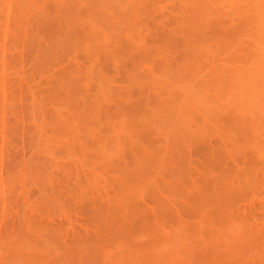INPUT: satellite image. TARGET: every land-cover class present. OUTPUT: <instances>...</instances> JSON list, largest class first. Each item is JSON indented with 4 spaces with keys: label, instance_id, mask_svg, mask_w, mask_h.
I'll list each match as a JSON object with an SVG mask.
<instances>
[{
    "label": "rangeland",
    "instance_id": "374dc122",
    "mask_svg": "<svg viewBox=\"0 0 264 264\" xmlns=\"http://www.w3.org/2000/svg\"><path fill=\"white\" fill-rule=\"evenodd\" d=\"M67 1L69 2L71 0H0V264H264V16H259L261 10L264 13V3H262L264 0H259L260 3H258L262 4V6L258 5L261 9L256 6L258 11L256 9L249 10V7L248 9L247 7L245 9L244 7L242 8L243 3H245L243 1L245 0H241L242 4L239 3L241 5L239 8H242V13L243 10H248L249 14L253 13L250 11H255L253 13L255 18L253 16H249V18L251 17L253 19H246L244 16L248 14V11H246L247 13L244 11L246 14L240 13L243 16L240 15L238 19L239 21L236 20V16L239 14V12L237 14V11H239L237 9L238 7L236 8L237 10L235 9L236 12H234L233 9V13L231 11L232 8L230 7L231 5H236L238 1L228 7V3L226 2L229 1L230 3V0L226 2L225 0H220V3L225 2L226 4H224L226 6H219V0H215L218 6L214 3V0L213 3H211L212 0H203V2L206 1L210 3L209 5H207L206 2L202 4L201 0H196L195 2L200 3L198 9L196 6L198 4H193L194 0L192 2H190L191 0H179L180 3L177 2L178 0H156L157 2H151H154L153 9L149 10V8H152L150 6L152 4L148 3V0H142L143 3L147 1V4H150L147 7L148 9L144 7L149 11L141 9L142 7L139 5L141 8L139 7L137 10H139L142 14L139 13L138 15L137 12V16H134L135 18L139 16V19L137 18L138 20L127 14L135 19L134 22L133 20H130L132 18L129 19V23L132 21L130 24L133 26V28L131 27L133 30L132 33H130L132 30H128L130 26L129 28L125 27L129 24L128 22L126 23L128 20L127 15H124L127 13L126 8V13L123 14L126 19L123 16L121 17V23L126 20L124 22L126 24H120L119 30H123L121 28L125 27L129 31V34H134L133 36L131 35L128 37V31L126 33H123L124 31H118L117 35L119 36V34L122 33V38L121 36L119 38L115 35L117 37H114V39L112 38L111 41L115 40V38H119V42L118 40L117 42L119 44L123 43L121 46L128 44L126 48H129V43L132 42V40L135 41V43H137L138 40L137 45L139 43L140 44L139 46H136V44L132 42L133 44H130V47L133 46L135 49L133 50L129 48V51L127 49L126 51L128 53H126L129 54L128 56L126 53V56L123 53L126 48L123 49L122 47L123 51L118 49V52L120 51L122 54L120 53V58L115 59V56L112 53L114 56L113 59V56L110 54L111 50H115L118 46L121 48V46L118 45L116 47L115 44L113 45L115 48H113L112 43L114 44V42L107 41L108 43H111L109 44L110 47L112 46V48L108 47L107 49L110 53H106L110 55H105L107 56L106 58H103L105 56L99 57L102 60H99V62L103 63L104 59V62H108L107 64H109V66L106 64V67H103L104 65H99V68H106L102 69L104 74L106 72L103 76H106L107 80L104 78L106 80L104 81L103 76L102 81L100 78L101 76L97 79L101 82L104 81V87L108 90L109 95L106 93L107 97L105 94L103 96L98 94L97 97L95 96L97 101L95 100V97H92L97 93L94 94L92 90H97V88L100 87V82L98 80H94V77L98 75L97 71L99 69L96 70L97 66L95 64L97 63L90 60L96 66H94L96 68L94 70V67L92 68L93 64L88 62L89 60L87 59L91 54L93 55L94 52L92 51V53L91 51H87L88 54H86V58V56L83 55L84 51H80L82 54H79V57V50L77 53L74 49L73 51L77 53L76 56L79 57H76L77 59H75V56L73 58V55L70 54V50L74 47H72L71 44V46L68 44L75 42L73 40L77 39L71 37L76 36V34H73V32H75L73 30H75L74 27L76 26V21L72 22L69 17L72 19L74 17H78V15L75 16L78 12L77 10H79V12L80 10L87 11L90 8L91 2L89 0H85L87 4L90 2L88 5L89 7H87V4L84 5V0H73L75 1L73 5L72 3H69L75 9L69 10L72 6L69 4V8V5L66 4ZM126 1L127 0H125V2ZM183 1H188V3L191 4H189L191 8L187 5L184 8L185 2L183 3ZM249 1L254 2V0H248L246 3H250ZM140 2V0H137V3L135 4H140ZM147 4L145 6H147ZM192 4L196 6V8H192ZM201 4L202 6H200ZM155 5L156 9H154ZM206 5L209 7V10ZM211 5L213 7H211ZM246 6L250 5L246 4ZM63 7L66 10L68 9L69 17L67 18L71 21V24L69 21L67 22L68 19L63 15L64 12H66ZM86 7L88 8L87 10H85ZM201 7H205L203 9L204 12ZM219 7L223 8V10ZM225 7H227V9L230 8V11L234 16L235 14L237 15L234 17L230 11H228V14L230 15L225 14L227 13ZM92 8H90L88 12L91 11ZM98 8L99 7H97L96 11V8H93L92 10L98 12L97 14L100 13L98 15L100 16L101 10ZM214 8L217 10L219 9L220 13L225 9V12H222L224 16L223 14H220L219 11L215 13ZM129 9L130 7L128 8V12L131 11V9ZM211 10H213V14ZM189 11L194 12L192 13ZM79 12L77 14L81 17L80 13L82 14L83 11ZM199 12H202V14ZM209 12L211 15H209ZM68 13L65 14L68 16ZM87 13L84 12L82 15H86ZM91 13L89 12L87 15L89 16ZM96 15L94 14V16ZM140 15H142V19L140 18ZM92 16L89 17L93 19L94 17L92 18ZM200 16H202L203 19H200ZM214 16L215 18H213ZM219 16H223L221 19L225 22V24H223L224 22ZM64 17L67 20H65ZM143 17H145L144 20ZM241 17H243L244 20ZM61 18L63 21H61ZM75 18L73 20L78 19ZM88 18L85 19L84 16L83 19L88 22ZM162 18L164 20L167 18V21H164ZM207 18L211 21L209 22V19ZM229 18L234 21H231ZM224 19L227 20L228 23ZM254 19L256 20L255 22L251 21ZM96 20L97 19L92 20V23L94 24L93 21ZM108 21L109 19H107V22ZM159 21L162 22L159 24ZM230 21L233 23L236 22L234 27L240 26L239 23H245V21H247V25H243V28L241 24V26L236 30V27H232V23ZM105 22L104 24L108 27V24L110 23L107 24V22ZM67 23L71 26H68L69 30ZM84 23L85 22H83V25ZM196 23L198 24L194 25ZM59 25L63 27L59 28ZM84 26V29H90V26L87 23H85ZM174 26L175 28L177 26V29H180L181 33L176 29V32L178 31V37L175 32L173 33L174 35H171V39L169 35L171 31L169 32V30H175V28H173ZM227 26H229L228 29ZM140 27H146L148 29L144 28L141 31ZM248 27L249 29H247ZM183 28L184 31L186 29V33L181 31ZM191 28H194L193 31H191ZM135 29L137 30L136 33ZM66 31L67 33H69V31L70 33L73 31L72 35H68L70 38L65 35ZM189 32L190 35L192 33L194 34V32L196 33L194 34L195 39L190 38ZM249 32L250 34H248ZM59 33L61 36L63 35V38L59 36ZM187 33L188 35H186ZM78 34L81 37V32ZM137 34L140 36L138 39H136ZM167 34L169 35V38ZM64 35L66 40L64 39ZM80 37L78 38L80 39ZM130 37L133 39L131 40ZM54 38H57V41ZM67 38L69 40L72 38V42H68ZM61 40L64 42L57 43L58 45H56V42H62ZM168 40L170 43L172 42L173 45H177L176 48H178V46L179 48L175 50V47L172 44L168 45ZM257 41L259 46L257 45ZM176 42L177 44H174ZM161 43L165 44V46ZM185 43H187L190 47ZM63 44L65 45L63 46ZM166 44L168 47H166ZM262 44L263 47L260 46ZM66 45L69 46L67 47ZM73 45L75 46V44ZM170 45H172V47ZM192 45L197 47V49L195 47V49H193ZM140 46L143 48L141 49ZM69 47L70 50L65 51L66 49L68 50ZM139 47L140 49L138 52L136 49ZM170 47L171 49L169 50L173 53L169 52L168 48ZM163 48L168 51L166 52ZM60 49L64 52L60 53ZM185 49H188L190 52ZM192 49L194 53L192 52ZM55 50H59V52H57L58 54H54ZM148 50H153L151 52L152 57H150V59L141 55L144 53L146 55L147 53V56H149L148 54L150 52H148ZM178 50L180 52L185 50V53H180ZM49 52L50 54H47ZM65 52H67L68 55L65 54ZM134 52H137L136 55ZM186 52H188L186 55L187 57L185 56ZM160 53H162L163 56ZM167 53H169V56H167ZM189 53L191 54L190 57ZM120 54L116 53L115 55ZM192 55H194L193 58L191 57ZM139 56L145 59H140ZM95 58L93 55V59ZM105 59L107 61H105ZM110 59L112 61H110ZM165 59L167 62L164 61ZM134 61L137 63L134 64ZM160 63L161 65H158ZM167 63L168 66L170 65V67H168L170 70L165 68L167 66H165V64ZM116 64L118 71H116ZM154 65H158L159 68ZM85 67L87 69H85ZM71 68H73V70ZM130 68H132V72ZM84 69L86 72L82 71ZM110 69H113L115 73H113ZM74 70L76 71L75 73H78L77 71L80 73L76 76L74 73L71 74ZM64 71L67 72L65 73ZM159 71H161L160 74ZM83 73H86L85 76ZM178 73L183 76H179V78L188 79H178L177 82L180 81L181 83H177L175 76H177ZM64 74L65 77L67 75L66 78L68 79L65 77L62 78V75L64 76ZM163 74H165L164 78ZM173 74H175L174 78L172 77ZM69 75L72 77H68ZM81 75L84 80L81 78ZM114 75H116V77H114ZM107 76L109 78H107ZM125 76L126 79L129 78L128 81L126 79V81H124ZM73 77L77 80L76 82H74L75 80ZM87 78H89V82L87 81ZM171 78V82H173V79L175 82L171 83L168 81V79ZM145 79L148 81L145 82ZM154 79H156L157 82L159 79H165V82L162 81V84L163 82L165 83L163 84L164 87L166 84L168 85L165 89L163 87L164 90L162 87L160 90L165 97H171V101L167 97L166 98L168 100L163 97L161 91L158 89L161 85L158 86ZM61 80H64V82ZM115 80H117L116 83H114ZM183 80L185 83L186 81L192 82L191 84H187L186 87V84L182 82ZM70 81L72 85L69 83ZM97 81L99 83H97L98 87H96ZM89 83L90 85H87ZM174 83L175 86L179 84V86L182 87V89L181 87L180 89L176 88L180 91L182 90L181 92L179 90H175V86H173ZM142 84H145V87ZM151 84L153 87L156 86L159 91L153 89ZM182 84L188 91L183 89ZM128 85L130 86L128 87ZM70 87L73 88V91L77 90V92H72ZM111 87H114V89ZM148 87L152 89H148ZM169 88L170 90L172 88V92ZM140 90L143 94H139ZM109 91L111 93H109ZM115 91H118L119 93L117 94ZM144 91H146L145 93L148 97L144 94ZM153 92H155V94ZM158 92L160 93V96ZM184 92L189 94V96L192 94V97L196 95L198 99L196 96L191 98L193 100L196 97L193 102L198 101L199 104H191V102H189L191 99L189 100L186 96H184V99ZM71 93H76L77 97L75 94H72L73 96L71 97ZM129 93H132V95H129ZM175 93L182 97V99ZM127 94L130 97H128ZM133 94L135 95L134 97ZM110 95H112V97ZM66 96L71 97V99H68ZM98 96H101L102 98L100 99ZM206 96L208 98H206ZM51 97L53 100H51ZM73 97L75 98L74 102L76 103H73ZM113 98L118 102L114 101ZM148 98H151L152 100ZM175 98L180 100L178 103L179 106H172L173 102L176 101ZM186 98L188 104L190 103V105L193 106L192 108L189 105L193 110L186 106L188 105L185 104L187 102L185 101ZM201 98L204 100L206 99V101H203ZM120 99L125 103L127 101L129 105L132 104V109L135 107V103L137 107L140 103L141 106L138 108L141 107V109H144L145 111H143L146 113H144L143 116V113H141V115L140 111H138L140 114L139 116H141V119L146 116L148 122L150 120L149 117H155L157 120H155V118L151 119L152 122H155L161 120V116L162 118L166 116L164 117L165 120H161L162 122L158 121V124L157 122L153 123L150 128L149 125L146 126L147 124L142 123L141 126L144 124L142 128H145L144 132L146 133V130L147 132H150L148 134L146 133L148 135L147 137L144 136L145 134L142 135L141 137L143 139L136 136L139 132H137V134H133V132L130 131L134 138L133 136L128 138H130V140L132 139V142L135 139V144L129 142L130 140L127 138V135L123 136V134H126L127 132L124 133V129H122V138L126 137L125 142H128L127 145H129L124 149L122 148L124 147L123 145L120 147L121 149L119 148L121 140H123L121 135L119 137L120 139H116V136L112 135L116 140L112 142L110 140H113V137L105 135L106 132L108 134L110 132L112 133L111 128L110 132L107 131L109 126L112 124L114 128L113 133L117 134L116 132L121 129L120 126L122 127V122H124L120 121L123 120L122 117L126 118L128 115H131V110L127 112L129 108L126 109V104H122ZM160 99L164 101L161 102ZM66 100H72L71 102L73 104H77V106L75 105L76 109H80V112L76 111L74 105L75 110H73V112L76 111L75 114L72 110H66L70 109L72 106V104L69 103L71 106L69 105L68 108V103L65 102ZM98 100H103L101 101L104 102L102 103L103 106L102 104L98 105ZM95 101L98 103L96 104ZM144 102L145 105L143 104ZM176 102H174V104ZM180 102H182L181 104L186 110L180 107ZM83 103L85 105L89 104L90 108L95 105L93 107L94 109L92 108V114H94L92 120L94 121V124L89 119V116L91 115V111H89L90 108L88 109L89 105H86V108ZM117 103L122 105L121 109L126 110L122 111L121 109H118L120 105L117 107ZM146 103L148 107L150 103H153L152 106L154 105V107H149L151 108V111L147 107ZM155 103H157L156 105H159V103H165L166 105L171 103V106L166 107L163 105L162 107L159 105V108H157L158 106L155 107ZM58 104H65L67 108L62 106L63 108L58 107L57 109ZM142 104L144 108L142 107ZM201 104L202 106L205 104V110H202L204 108ZM129 105L127 107H130ZM194 105L196 110L198 107L197 111L200 112L201 108V111L204 112L203 114L200 113L202 114V117L200 114L196 113L197 111L194 109ZM212 105L213 108L209 107ZM174 107H178V109L181 108L180 110L182 111H179ZM82 108H86V112L88 113L89 111V115L85 113V110H82ZM168 108H171L170 112L171 110L174 111L170 113L167 111L169 110ZM246 108L251 111L250 113L252 116L248 113L249 111L245 112L248 114L242 112L243 110L247 111ZM162 109H167V115L166 111ZM187 109H189L188 113L192 112L193 115H188L186 117L183 112L185 113ZM58 110H60V112ZM107 110H110V112H107ZM114 110L117 111V114L113 112ZM175 110L178 111V113H174ZM229 110L233 111L232 116L236 117V119H233V127H236L235 122L237 125L238 123H241L240 125L242 126L245 124L246 127L250 125V127H248L249 130L244 126L243 128L241 127L244 129V132L241 133L243 137L246 136V132H255L254 141L251 140L254 136L253 133H249L245 137L246 139H243L242 137L241 138L243 140L240 139L242 142L244 140L247 141L245 144L246 146H249V148H247L245 144L243 145L242 142L236 140L242 145L239 147L242 148L245 146L248 152L247 150L243 153L237 151L234 152L233 150H236L235 148L238 150L237 143H235L236 146L234 144L233 147L232 144L231 146L227 145L233 141L226 144L224 143L231 140L226 139L227 132L221 133V130L223 129L222 127H226V124H230V121L234 118L231 117L232 112ZM67 111L71 112L69 113ZM96 111L99 113L98 116ZM119 111L126 112V115L123 113L122 116L121 113L118 115ZM227 111L231 113H228ZM111 112L114 114L111 116H121L118 117V119L120 118L119 122H121L120 126H118V119H115L117 117H112L113 119L111 120L110 116H108V114H112ZM179 112H181L184 117L180 115ZM212 112L217 116L215 117V115H212ZM84 113L88 115H86L88 118L85 117ZM103 113L104 116H102ZM105 113L109 119H106ZM158 113L161 116L158 115ZM172 113L174 115H172ZM188 113L186 112V115ZM206 113L214 116L216 120H213V117L211 116L208 119V115ZM68 114L72 115L74 119H77L79 115L81 117L79 116L80 118L78 117L77 120H74L72 117H68ZM243 114L248 117L243 119L245 118ZM203 115L204 118L207 115L206 121L208 123H212L213 121L214 124L217 123L219 125H215L217 126L215 128L216 131H214V128L213 130L210 128L213 123L209 127L210 129L207 128V130L205 127L201 126L205 124L208 125V123L204 120ZM139 116L138 114H135V117L138 120L140 119ZM96 117L97 119H95ZM135 117L133 116L132 118L135 119ZM239 118L240 122L235 121ZM114 119L115 121H113ZM137 119H135V121H137ZM201 119L202 122L204 120L203 123L201 122ZM107 120L111 121V124L108 123L109 121L106 122ZM151 120L149 124H151ZM90 121L92 124H89ZM127 121H131L133 124L131 126V123L127 122L130 125L129 128L132 127V130L134 128L138 130V126L142 122L141 120L137 122L134 121L137 124V126H135V123H133L132 120H129V118H127ZM144 121L145 118L143 122ZM106 123H108V125ZM222 123H225L226 126ZM86 124H88V126ZM105 124L106 126L104 127ZM128 124H126V126ZM126 126L124 127L129 130ZM155 126L157 127L156 130L154 128ZM168 126L169 128H167ZM193 126L201 128L200 131L202 128H205L202 131L205 130L207 134H205V131H201L202 133L199 134L201 136L196 134L198 137L195 138V133H197L198 130L196 132L195 128L194 131H191L194 128ZM251 126L255 129H251ZM73 127L77 130L75 129L72 131ZM100 127H102L101 130ZM116 127L118 128V131L115 129ZM220 127L221 130H219ZM227 127L225 128L226 131ZM50 128H52V130ZM241 128H239V131ZM157 129L159 130L157 131ZM162 129H165V134ZM87 130H89L92 135V131L95 132L93 137H91L92 135H89L90 133ZM66 131L69 132L67 133ZM72 132L73 134H71ZM130 132H128V134ZM144 132L140 131L142 134ZM101 133H103V135ZM152 134L155 135V137ZM241 134L239 136H242ZM68 135L72 136L68 138ZM239 136L237 135V137ZM94 137H97V139L100 137L102 139H98L99 143H101L106 137L105 142L101 143L103 144V148L101 145L99 148L100 150L104 148L107 149V146H109L107 149L108 152L109 148L111 149L113 145V147H115V145L118 146V150H116V148L115 152H119V149L120 151L126 150L125 153H127V155L123 151L121 156L118 155L119 157L116 155L118 152H111L113 155L115 154L114 156L120 158L118 160H122L123 163L128 161L129 165L126 167V171L123 166L126 164L121 165L122 161L120 164L116 157L115 159L110 160L111 163L108 162V159H111L113 156L110 155L111 153L108 154V156L106 155L107 158L109 157L108 159L105 158L107 159V162L103 159L105 154L101 155L102 157H99L100 154L98 153L105 150H99V152L96 151V149L98 150L97 147L99 143ZM200 137L203 138L204 142H202L203 140L201 139L198 140ZM220 137L222 138L221 140ZM248 138L250 139L249 141H251L250 143ZM118 139L120 143L117 142ZM106 140H108V142ZM163 140H165V142ZM195 140L198 142H195ZM233 140L235 141V139ZM106 142L110 144H107ZM113 142L115 144H113ZM122 142H124V140ZM105 143L106 145H104ZM130 146H132V149H130ZM139 148L142 149V151ZM241 150L244 149H240V151ZM131 151L135 152V155L133 152L131 153ZM148 152L150 153L148 154ZM101 154L103 153L101 152ZM122 155L123 158L121 159ZM130 160L131 162H129ZM132 160H135V162L133 163ZM136 160H138L139 163L136 162ZM214 195H216V197Z\"/></svg>",
    "mask_w": 264,
    "mask_h": 264
},
{
    "label": "bare ground",
    "instance_id": "6f19581e",
    "mask_svg": "<svg viewBox=\"0 0 264 264\" xmlns=\"http://www.w3.org/2000/svg\"><path fill=\"white\" fill-rule=\"evenodd\" d=\"M53 1H54V0H53ZM59 1H61V0H59ZM71 1H72V2H71ZM71 1H69V2L72 3V5H73V3H75V1H73V0H71ZM76 1H77V0H76ZM89 1L91 2L92 7L94 6L93 8H94V9L96 8L95 11L97 10V7H99L98 9L101 10V11H100V12H101V15L98 16L100 13L97 14L98 12H95V11L92 10L93 8L91 7V4H90V2H89V4H90V8H92L91 11H89L90 13L92 12L89 16H92V15H93L92 18L94 17L93 19H91V17H89V16L87 15V14H89L88 10H90V8H89V9L87 8V7H89V6H88L89 4H87V2L84 0V2H85L84 5L87 4V5H86L87 7H86L85 10H87V9H88V10H87V11L80 10V12L83 11V13H84V12H86V13L88 12V13H87L86 15H82L83 13L81 14V13L79 12V10H77V11L80 13L81 17L84 18V16H85V19H87V18L89 17V18H88V22H86V20H84L83 18L79 17V14H77L78 12L76 13V10H75V13H76V14H75V13H74V14H75V16L78 15V17H76V18L74 17V18H75V19L78 18V19H82V20H78V19H77V20H73L74 18L72 19L71 17H69L68 9L66 10V9L63 7V8L66 10V12H64L63 15L66 16V18L69 17L70 20H71L72 22H73V21H74V22L76 21V22H75V23H76V24H75L76 26H75L74 24H73V25H74L75 27H74L73 25H72V26H73L74 29H75V30H73V31H75V32L78 31V32L75 33V32L72 31L73 34H76V36L80 37L78 33L81 32V37H80V39H79L78 37H76V36H71V37H73V38H77V39H79L78 41H76L77 39H75V40H73V41H75V42H72V41H71L72 38L69 40V39H68V38H70V37H69V36H70L69 34L72 35V32L70 33V31H69V33H67V31L69 30V27H68V26H70V24H71L70 22H71V21H70L68 18H67V19H68V20H67V19L64 17L65 20H67V22L69 21V23H70V24L67 23L68 25L66 24L67 27H68V30L66 29L67 27L65 26L66 28H64V29H66L67 31H66V34H65V32H64V34L67 35V36L69 35L68 38H67V40H68V42L71 41L72 43H68V44H69V45L71 44L72 47H74V48H72V50H70V47H69L68 50H67L66 48H67L69 45H68V46L66 45L67 47L65 48V49H66L65 51H69V50H70V51H71L70 54L73 55V58H74V56H75V59H77L76 57H78V56L80 57L79 54H82V53H81L82 51H84V52H83V53H84L83 55H85L86 58H87V55H86V54H88L87 51H91V52L93 51V52H94V54H93V55H94V58H95L96 56H97V57H96L95 59H93V55L89 52L92 56H91L90 54H89V55H90L91 57H90L89 55H88V56H89L90 58H92V59H90L89 57H88L87 59L89 60L88 62H91V61L93 60L94 63H97V64H95V65L97 66V69H96V68H95L96 66L94 65V63H92L93 61L91 62V63L93 64L92 68L95 66V67L93 68L94 70H95V69H96V70L99 69V70L97 71V72H98L97 74H98L99 76L96 75V76L94 77V78H95L94 80H98L99 77L101 76L100 78H101V81H102V76H103V74H104V73H103V72H104L103 69H106V68H103V67H106V64L108 63V62H104V59H103V58H106V57H107L108 55H110V54H111V56H113L112 53L114 54L115 59H116V58H120L122 52H120V51L118 52V49H120L121 51H123V49L126 48V46L128 45V44H127V45H123V46H121L123 43H122V44H119V43H118V42H119V38H120V36L122 35V33L119 34V36H118V35H117V32H118V31H122V32L124 31L123 33H126L128 30H129V31L132 30L131 27L133 28V26L130 25L132 21L129 23V19L132 18V17L135 18L134 16H137V12H138V15H139V13H141L139 10H137V9L140 7L139 5H141V7H142V8L140 7L141 9H144V10H145V9L148 7V5L152 4V5H150V6L152 7V8H149V10H150V9H153V3H154V2H153V3H151V2H152V1L157 2V1H156V0H151V1L148 0V3H150V4H147V1H146L145 3L147 4V6H145L146 4L143 3L142 0H140V1H141L140 4H135V3H137V0H136V1H135V0H127L126 2H125V0H123V1H119V0H89ZM174 1H175V0H174ZM188 1H190V0H188ZM188 1H183V3L185 2V6H184V8L186 7V5L189 6L190 3H188ZM192 1H193V0H191L190 2H192ZM195 1H196V0L193 1V2H194L193 4H198V5H196L197 8H198V6H199L200 3H197V2H195ZM208 1H211V0H208ZM217 1H218V0H217ZM221 1H222V0H221ZM223 1H224V0H223ZM226 1H228V0H225V2H226ZM237 1H238V3H237ZM240 1H241V0H233V1L230 0V3H229V1L226 2V3H228V7H229L231 4L237 3V4H236L237 6H236V5H231V6H230V7L232 8V9H231L232 13H233V9H234V12H236L235 9L238 7L237 9H238L239 11H237V14H238V12H239V14H238L239 16H238L237 14H235V16L237 15V16H236V20L239 19V17H240L241 14H243V13L246 14V13H247L246 11H248V10H243V13H242V10H241V9H242L243 7H244V9H245L246 7H247V9H248V7H249V10H255V9H256V6H257V7H259L258 5L262 6V4H259V3H260L259 0H258V1L256 0L257 2H256L255 0H254V2L249 1L250 3H246V2H248V0H245V1H243V2H245L247 5H250V6H246V4L243 3L242 8L240 9L239 6L241 7V5H240L239 3L242 4V1H241V2H240ZM55 2H56V1H55ZM67 2H68V1H67ZM67 2H66V4L69 5L70 3H69V2L67 3ZM82 2H83V1H82ZM177 2H179V0H178ZM201 2H202V4H204V2H206V1L203 2V0H201ZM218 2H219V3H218ZM218 2H217V3L219 4V6H222V5H225V4H226L225 2H221V3H220V0H219ZM258 2H259V3H258ZM261 2H262V1H261ZM141 3H142V4H141ZM179 3H180V2H179ZM211 3H213V0L211 1ZM214 3L216 4L215 0H214ZM224 3H225V4H224ZM262 3H264V2H262ZM78 4H79V3H78ZM143 4H145V5H143ZM181 4H182V2H181ZM193 4H192V5H193ZM202 4H201L200 6H202ZM206 4L209 5L210 3L206 2ZM215 4H214V5H215ZM255 4H256V5H255ZM70 5H71V4H70ZM70 5L68 6L69 8H70ZM72 5H71V6H72ZM76 5H77V4H76ZM132 5H133V7H132ZM134 5H135V6H134ZM190 5H191V4H190ZM207 5H206V7H207ZM216 5H217V4H216ZM62 6H63V5H62ZM136 6H137V8H136ZM196 6L193 5L192 8H196ZM203 6H204V5H203ZM217 6H218V5H217ZM225 6H226V5H225ZM232 6H236V7H232ZM253 6H254V7H253ZM263 6H264V5H263ZM66 7H67V6H66ZM68 7H67V8H68ZM129 7H130V9H131V11H129L130 13L128 12V8H129ZM131 7H132V8H131ZM144 7H146V8H144ZM182 7H183V6H182ZM189 7L191 8V6H189ZM211 7H213V6L211 5ZM215 7H216V6H215ZM76 8H77V7H76ZM82 8H83V7H82ZM82 8H81V9H82ZM126 8H127V9H126ZM173 8H175V7H173ZM201 8H202V7H201ZM204 8H205V7H204ZM204 8H202V10H203ZM207 8H208V10H209V7H207ZM207 8H206V9H207ZM219 8H220V7H219ZM250 8H251V9H250ZM259 8H260V7H259ZM71 9H75V8L72 6L69 10H71ZM78 9H80V8H78ZM125 9L127 10V13H126ZM130 9H129V10H130ZM147 9H148V8H147ZM147 9H146V10H147ZM154 9H156V5H155V8H154ZM164 9H165V8H164ZM164 9H163V10H164ZM179 9H180V8H179ZM198 9H199V8H198ZM214 9H215V13L218 12V11H219V13H220V10H219V9H218V10H217L216 8H214ZM220 9L223 10V8H220ZM225 9L227 10V13H225V14H228V11H230V8L227 9V7H225ZM225 9H224V11H222V10H221V11H222V12H225ZM237 9H236V10H237ZM257 9H258V8H257ZM257 9H256V10H257ZM260 9H261V8H260ZM61 10H62V8H61ZM65 10H64V11H65ZM149 10H147V11H149ZM181 10H182V9H181ZM189 10H194V9H189ZM216 10H217V11H216ZM59 11H60V10H59ZM124 11H125V12H124ZM141 11H142V10H141ZM153 11H154V10H153ZM205 11H206V10H205ZM211 11H212V14H213V10H211ZM231 11H230V13H231ZM240 11H241V12H240ZM244 11H245L246 13H245ZM257 11H258V10H257ZM257 11H256V12H257ZM261 11H262V10H261ZM261 11H260V15H259V14H256V15H259V16H261V17H262V15L264 16L263 11H262V14H261ZM156 12H158V11H156ZM163 12H164V11H163ZM185 12H186V11H185ZM189 12H192V11H189ZM193 12H194V11H193ZM193 12H192V13H193ZM196 12H197V11H196ZM203 12H204V10H203ZM222 12H221L220 14H223ZM250 12H253V13H254L255 11H250ZM59 13H60V12H59ZM65 13H68V16H67V14H65ZM72 13H73V10H72ZM124 13H126V14H124ZM148 13H149V12H148ZM150 13H151V12H150ZM154 13H155V12H154ZM154 13H153V14H154ZM174 13H175V12H174ZM183 13H184V12H183ZM199 13H200V12H199ZM215 13H214V15H215ZM232 13H231V14H232ZM240 13H241V14H240ZM253 13H250V14H249V11H248V14H247L246 16H244V17H246V19H247V18H249V16H253ZM70 14H71V13H70ZM74 14H72V15H74ZM94 14H95V15L97 14V15L94 16ZM123 14H124L125 16H126L127 14H129L130 16H132V17H130V16L127 15V18H128L127 21L123 19L124 22L126 21V23H127V22L129 23V24H127V25L125 26L126 28H129V26H130V28H129L128 30L124 27V25H123L124 28H121V29H123V30H119V29H120V28H119V25H120V24H122V23H123V24H126V23H124V22L121 23V17L123 16ZM141 14H142V13H141ZM153 14H152V15H153ZM186 14H187V12H186ZM190 14H191V13H190ZM190 14H189V16H190ZM200 14H202V12H201ZM59 15H60V14H59ZM157 15H159V14H157ZM178 15H179V14H178ZM178 15H177V16H178ZM194 15H195V14H194ZM197 15H198V14H197ZM204 15H205V14H204ZM209 15H211L210 12H209ZM228 15H230V14H228ZM232 15H233V14H232ZM254 15H255V14H254ZM86 16H88V17H86ZM125 16H123V17H125ZM141 16H142V15H140V18L142 19ZM147 16H149V15H147ZM154 16H155V15H154ZM183 16H184V15H183ZM186 16H187V15H186ZM216 16H217V15H216ZM223 16H224V14H223ZM223 16H221V17L223 18ZM233 16H234V15H233ZM233 16H232V17H233ZM235 16H234V17H235ZM241 16H243V15H241ZM259 16H258V17H259ZM61 17H62V16H61ZM105 17H106L107 19H109L110 22H109V21L107 22V19H106ZM161 17H162V16H161ZM191 17H195V16H191ZM191 17H190V18H191ZM200 17H201L200 19H203L202 16H200ZM207 17H208V16H207ZM209 17H210V16H209ZM219 17H220V16H219ZM221 17H220V19H221ZM228 17H230V16H228ZM253 17H254V16H253ZM62 18H63V17H62ZM62 18H61V19H62ZM133 18L130 19V20H133V22H134L135 19H137V18L139 19V16L136 17L135 19H133ZM150 18H151V17H150ZM152 18H153V16H152ZM188 18H189V17H188ZM197 18H198V17H197ZM204 18H205V17H204ZM210 18H212V17H210ZM213 18H215V16H214ZM216 18H217V17H216ZM224 18H225V17H224ZM241 18L243 19V17H241ZM250 18H251V17H250ZM250 18H249V19H250ZM254 18H255V17H254ZM95 19H97V20H96V21H93V22H94V24H93V23H92V20H95ZM125 19H126V17H125ZM138 19H137V20H138ZM144 19H145V17H143V20H144ZM162 19H163V18H162ZM166 19H167V18H165V20H166ZM207 19H209V18H207ZM218 19H219V18H218ZM218 19H217V20H218ZM220 19H219V20H220ZM225 19H226V18H225ZM225 19H224V20H225ZM229 19L231 20V18H229ZM251 19H253V18H251ZM256 19H257V18H256ZM263 19H264V17H263ZM263 19H261V20H263ZM65 20H64V21H65ZM104 20L107 22V24L110 23L111 25L108 24V27H106V25L104 24V22H105ZM123 20H122V21H123ZM137 20H136V21H137ZM148 20H149V19H148ZM150 20H151V19H150ZM163 20H164V19H163ZM163 20H162V21H163ZM165 20H164V21H165ZM176 20H177V19H176ZM205 20H206V19H205ZM221 20H222V19H221ZM227 20H228V18H227ZM227 20H225V21H227ZM243 20H244V19H243ZM261 20H260V21H261ZM61 21H63V19H62ZM111 21H112V22H111ZM139 21H141V20H139ZM162 21H161V22H162ZM164 21H163V22H164ZM166 21H167V20H166ZM182 21H183V19H182ZM210 21H211V20L209 19V22H210ZM222 21H223V20H222ZM231 21H234V20H231ZM231 21H230V22H231ZM238 21H239V20H238ZM251 21H254V22H255L256 20L254 19V20H251ZM80 22H81V23H80ZM83 22L87 23V24L90 26V29H89V28H88V30L84 29V28H85V26H84L85 23H84V25H83ZM106 22H105V23H106ZM161 22L159 21V24H160ZM188 22H189V21H188ZM190 22H191V20H190ZM223 22H224V21H223ZM223 22H222V23H223ZM257 22H259V21H257ZM62 23H63V22H62ZM79 23H80V24H79ZM181 23H182V22H181ZM181 23H180V25H181ZM183 23H184V22H183ZM203 23H204V22H203ZM222 23H221V24H222ZM227 23H228V21H227ZM231 23H232V27H234V25H235L236 22H235V23L231 22ZM263 23H264V22H263ZM91 24H92V25H91ZM140 24H142V23H140ZM157 24H158V23H157ZM172 24H174V23H172ZM176 24H177V23H176ZM192 24H193V23H192ZM197 24H198V23H196V24H194V25H197ZM205 24H206V22H205ZM207 24H209V23H207ZM223 24H225V22H224ZM241 24H242V26H243V25H247V21H245V23H241ZM241 24L239 23L240 26H241ZM259 24H261V23H259ZM64 25H65V22H64ZM134 25H135V24H134ZM169 25H170V24H169ZM177 25H178V24H177ZM188 25H189V24H188ZM226 25H227V24H226ZM223 26H224V25H223ZM229 26H230V25H229ZM229 26H227V29L229 28ZM240 26H238V27L235 26V27H236V30H237V28H239ZM54 27H55V26H54ZM60 27H61V26L59 25V28H60ZM62 27H63V26H62ZM62 27H61V28H62ZM70 27H71V26H70ZM73 27H72V28H73ZM120 27H121V26H120ZM185 27H186V26H185ZM190 27H191V26H190ZM193 27H194V26H193ZM196 27H197V26H196ZM198 27H200V26H198ZM220 27H221V26H220ZM235 27H234V28H235ZM245 27H247V26H245ZM72 28H71V29H72ZM76 28L79 29L80 31L77 30ZM140 28H141V27H140ZM144 28H146V27H144ZM144 28L142 27V28H141V31H142ZM163 28H165V27H163ZM173 28H175V26H174ZM173 28H172V29H173ZM179 28H180V27H179ZM194 28H195V27H194ZM194 28H193V29H194ZM234 28H233V29H234ZM241 28H242V27H241ZM241 28H240V29H241ZM243 28H244V26H243ZM243 28H242V29H243ZM124 29H125L126 31H125ZM146 29H148V28H146ZM176 29H177V26H176L175 30H173V31H172V30H169V32H170V31L172 32V33L170 32V34H169L171 39H172L171 35H174L173 33L176 32ZM191 29H192V28H191ZM193 29H192L191 31H193ZM198 29H199V28H198ZM247 29H249V27H248ZM254 29H255V28H254ZM254 29H253V30H254ZM62 30H63V29H62ZM135 30H136V29H135ZM155 30H156V29H155ZM157 30H158V29H157ZM177 30H179V32H180V29H177ZM216 30H217V29H216ZM231 30H232V29H231ZM234 30H235V29H234ZM261 30H262V29H261ZM261 30H260V31H261ZM57 31H58V30H57ZM57 31H56V32H57ZM60 31H61V30H60ZM64 31H65V30H64ZM129 31H128V33H127L128 37L131 36V35L133 36L134 33H133V34H129ZM149 31H150V30H149ZM181 31H183V33H184V32L186 33V29H185V31H184V28H183V30H181ZM187 31H188V30H187ZM199 31H200V30H199ZM238 31H239V29H238ZM251 31H252V30H251ZM260 31H259V32H260ZM132 32H133V30H132L130 33H132ZM136 32H137V30L135 31V33H136ZM166 32H167V31H166ZM177 32H178V31H177ZM177 32H176V33H177ZM197 32H198V30H197ZM223 32H224V31H223ZM223 32H222V33H223ZM227 32H228V31H227ZM241 32H242V31H241ZM119 33H120V32H119ZM155 33H156V32H155ZM155 33H154V34H155ZM157 33H158V32H157ZM180 33H181V32H180ZM191 33H192V32H191ZM217 33H218V32H217ZM257 33H258V32H257ZM77 34H78V35H77ZM138 34H139V33H138ZM138 34H137V38H136V39H138V37H140V36H138ZM165 34H166V33H165ZM194 34H196V33L194 32ZM194 34L192 33V34L190 35V32H189L190 38L195 39ZM233 34H234V33H233ZM242 34H243V33H242ZM244 34H246V33H244ZM248 34H250V32H249ZM65 35H64V39H65ZM115 35H117L119 38H117V39L115 38V40H112V41L114 42V44L112 43V46L116 44V45H115L116 47H117L118 45H120L121 48H120L119 46H118V48H115V47L113 46V48H115V50L112 49V50H113V51H112L111 49H109V50H111V53H110V51H108L107 49H108V47H109V48H112V46L110 47L109 44H111V43H108L107 41L112 42L111 39H112V38L114 39V37H117V36H115ZM167 35H168V34H167ZM169 35H168V38H169ZM175 35H176V34H175ZM186 35H188V33H187ZM212 35H213V34H212ZM222 35H223V34H222ZM59 36H61L60 33H59ZM62 36H63V35H62ZM62 36H61V38H63ZM122 36H123V35H122ZM122 36H121V38H122ZM152 36H153V35H152ZM165 36H166V35H165ZM191 36H193V37H191ZM215 36H216V35H215ZM145 37H146V36H145ZM153 37H154V36H153ZM177 37H178V33H177ZM179 37H181V36H179ZM186 37H187V36H186ZM188 37H189V36H188ZM52 38H53V37H52ZM52 38H51V39H52ZM59 38H60V37H59ZM61 38H60V39H61ZM81 38H82V40H81ZM244 38H245V37H244ZM249 38H251V37H249ZM54 39H55V38H54ZM56 39H57V38H56ZM56 39H55V40H56ZM64 39H62V40H64ZM109 39H110V40H109ZM130 39H131V37H130ZM132 39H133V38H132ZM132 39H131V40H132ZM149 39H150V38H149ZM241 39H242V38H241ZM257 39H258V38H257ZM62 40H61V41H62ZM65 40H66V39H65ZM65 40H64V41H65ZM117 40H118V42H117ZM131 40H130V41H131ZM177 40H178V39H177ZM246 40H247V39H246ZM56 41H57V40H56ZM64 41H62V42H56V45H58L57 43H63ZM115 41H116V42H115ZM120 41H121V40H120ZM128 41H129V40H128ZM195 41H197V40H195ZM228 41H229V40H228ZM248 41H249V40H248ZM121 42H122V41H121ZM121 42H120V43H121ZM132 42L135 43V41H133V40H132ZM132 42L129 43V48H131V49L134 50L135 48H134L133 46L130 47V44H131V45L133 44ZM140 42H141V41H140ZM162 42H163V41H162ZM173 42H174V41H173ZM66 43H67V42H66ZM66 43H65V44H66ZM137 43H138V40H137ZM137 43H135L136 46H139L140 43H139L138 45H137ZM141 43H142V42H141ZM166 43H167V42H166ZM190 43H191V42H190ZM193 43H194V42H193ZM54 44H55V42H54ZM65 44H63V46H64ZM73 44H75V46H74ZM107 44H108V45H107ZM124 44H125V43H124ZM161 44H162V43H161ZM167 44H168V45H169V44H172V42L170 43L169 40H168V43H167ZM167 44H166V45H167ZM174 44H177V42L174 43ZM181 44H182V42H181ZM185 44H187V43H185ZM185 44H184V45H185ZM60 45H61V44H60ZM71 45H70V46H71ZM141 45H142V44H141ZM143 45H144V43H143ZM146 45H147V44H146ZM162 45L165 46V44H162ZM168 45H167L166 47H168ZM172 45H173V44H172ZM172 45H170V46L172 47ZM178 45H179V44H178ZM187 45H188V44H187ZM187 45H186V46H187ZM194 45H195V43H194ZM257 45L259 46L258 41H257ZM61 46H62V45H61ZM61 46H60V47H61ZM144 46H145V45H144ZM164 46H163V47H164ZM173 46L175 47V50L179 48V46H178V48H176L177 45H173ZM188 46H189V45H188ZM258 46H257V47H258ZM260 46L263 47V44L260 45ZM122 47H123V49H122ZM132 47H133V48H132ZM140 47H141V49L143 48L142 46H140ZM140 47H139L138 49H136V51L138 50V52H139ZM171 47L168 48V50L171 49ZM189 47H190V46H189ZM194 47H195V46L192 45V48H193V49H195V48L197 49V47H195V48H194ZM57 48H58V47H57ZM63 48H64V47H63ZM129 48H126V49L124 50L125 52H123V53L125 54V53L127 52V51H126L127 49H128V51H129ZM151 48H152V47H151ZM155 48H156V47H155ZM164 48H165V47H164ZM164 48H163V49H164ZM58 49H59V48H58ZM74 49H75V51H76L77 53H78V50H79L78 56H76L77 53H75V51H73ZM116 49H117V50H116ZM156 49H157V48H156ZM160 49H161V48H160ZM160 49H159V50H160ZM181 49H182V47H181ZM188 49H189V48H188ZM188 49H185V50L189 51L190 49H189V50H188ZM193 49H192V52H193ZM47 50H50V49H47ZM56 50H57V49H56ZM56 50H55V52L53 51L54 54H56L57 52H59V50H58V51H56ZM60 50H61V49H60ZM164 50H165V49H164ZM168 50H165V51L167 52ZM179 50H180V49H179ZM179 50H178V51H179ZM185 50H184V51H185ZM72 51H73V54H72ZM80 51H81V52H80ZM85 51H86L87 53H86ZM140 51H141V50H140ZM152 51H153V50H152ZM152 51H151V50H148V52H150V53L148 54L149 56H147V53H146V55H145V53H144V54H141V55H142V56L144 55V56H146V57H148V58L150 59V57H152V55H151V52H152ZM161 51H163V50H161ZM171 51H172V50H171ZM173 51H174V50H173ZM180 51H181V50H180ZM180 51H179V52H180ZM182 51H183V50H182ZM184 51H183V52H184ZM194 51H195V50H194ZM61 52H64V51L61 50L60 53H61ZM93 52H92V53H93ZM108 52H109L110 54H106V53H108ZM114 52H115V53H114ZM155 52H156V51H155ZM155 52H154V53H155ZM158 52H159V51H158ZM169 52H170V50H169ZM174 52H176V51H174ZM179 52H178V53H179ZM183 52H180V53H183ZM189 52H190V51H189ZM196 52H197V51H196ZM68 53H69V52H68ZM74 53H75V55H74ZM95 53H96L97 55H96ZM116 53H117V54H120V53H121V54H120V55H115ZM127 53H128V52H127ZM127 53H126V54H127ZM129 53H130V52H129ZM131 53H132V51H131ZM134 53H135V52H134ZM136 53H137V52H136ZM136 53H135V55H136ZM142 53H143V52H142ZM170 53H173V52H170ZM178 53H177V54H178ZM184 53H185V52H184ZM193 53H194V52H193ZM47 54H50V52L47 53ZM51 54H52V53H51ZM57 54H58V53H57ZM63 54H64V53H63ZM63 54H62V55H63ZM65 54H67V52H65ZM124 54H123V56H124ZM126 54H125V56H126ZM160 54H162V53H160ZM167 54H168L167 56H169V53H167ZM187 54H188V52H186L185 56H186ZM196 54H197V53H196ZM67 55H68V54H67ZM83 55H81V56H83ZM95 55H96V56H95ZM105 55H107V56H105ZM128 55H129V54H127V56H128ZM150 55H151V56H150ZM155 55H156V54H155ZM155 55H154V56H155ZM171 55H172V54H171ZM190 55H191V54L189 53V57H190ZM52 56H53V55H52ZM103 56H105V57H103ZM111 56H110V57H111ZM114 56H113V59H114ZM116 56H118V57H116ZM123 56H122V57H123ZM159 56H160V55H159ZM159 56H158V57H159ZM162 56H163V54H162ZM162 56H161V58H162ZM181 56H182V55H181ZM195 56H196V55H195ZM57 57H58V56H57ZM79 57H78V58H79ZM99 57H103L102 59H103V63H104V64H103L102 62H99V60L102 61ZM139 57H140V59H145V58H141V56H139ZM164 57H165V55H164ZM183 57H184V56H183ZM186 57H187V56H186ZM191 57L193 58L194 55H192ZM262 57H263V54H262ZM51 58H52V57H51ZM111 58H112V57H111ZM130 58H131V57H130ZM161 58H160V59H161ZM192 58H191V59H192ZM70 59H71V58H70ZM82 59H83V58H82ZM84 59H85V58H84ZM146 59H147V58H146ZM163 59H164V58H163ZM166 59H167V57H166ZM166 59H165L164 61L167 62ZM186 59H187V58H186ZM55 60H56V59H55ZM90 60H91V61H90ZM107 60H108V58H107ZM107 60L105 59V61H107ZM154 60H155V58H154ZM161 60H162V59H161ZM192 60H193V59H192ZM108 61H109V60H108ZM110 61H112V60L110 59ZM120 61H121V60H120ZM135 61H136V60H135ZM135 61H134V64L137 63V62H135ZM149 61H150V60H149ZM158 61H159V59H158ZM75 62H76V61H75ZM85 62H86V61H85ZM132 62H133V61H132ZM143 62H144V61H143ZM156 62H157V61H156ZM162 62H163V61H162ZM99 63H100V64H99ZM140 63H141V62H140ZM158 63H159V62H158ZM132 64H133V63H132ZM85 65H86V63H85ZM99 65H100V66H101V65H102V66L104 65V66L102 67L103 69H102V68H99V67H100ZM118 65H119V64H118ZM158 65H161V63L158 64ZM158 65H156V66L159 68ZM162 65H163V63H162ZM166 65H167V66H166ZM71 66H72V65H71ZM73 66H74V65H73ZM107 66H109V64H107ZM154 66H155V65H154ZM156 66H155V67H156ZM165 66H166V67H165L166 69H167L168 67H170V65L168 66V63L165 64ZM118 67H119V66H118ZM180 67H181V66H180ZM69 68H70V67H69ZM73 68H74V67H73ZM73 68H71V69L73 70ZM83 68H84V67H83ZM83 68H82V69H83ZM92 68H90V69H92ZM109 68H110V67H109ZM132 68H133V67H132ZM132 68H130V70H131ZM165 68H164V69H165ZM85 69H87V68L85 67ZM85 69L82 70V71H85ZM90 69H89V72H90ZM100 69L102 70V72H101ZM160 69L162 70L161 67H160ZM168 69H169V68H168ZM171 69H172V68H171ZM72 70H71V71H72ZM75 70H76V69H75ZM75 70H74L72 73H71V72H69V73H71V74L74 73L75 76H76L78 73H80L79 71H77L78 73H75V72H76ZM110 70H111V69H110ZM134 70H135V69H134ZM169 70H170V69H169ZM172 70H173V69H172ZM172 70H171V71H172ZM174 70H175V69H174ZM176 70H177V69H176ZM82 71H81V72H82ZM91 71H92V70H91ZM111 71H113V69H112ZM116 71H118V70H117V64H116ZM165 71H166V70H165ZM165 71H164V73H165ZM64 72L66 73L67 71H64ZM85 72H86V71H85ZM92 72H93V71H92ZM92 72H91V73H92ZM109 72H110V71H109ZM129 72H130V71H129ZM131 72H132V70H131ZM131 72H130V73H131ZM178 72H179V71H178ZM69 73H68V74H69ZM93 73H94V72H93ZM93 73H92V74H93ZM113 73H115V71H113ZM123 73H124V72H123ZM160 73H161V71H159V74H160ZM81 74H82V73H81ZM83 74H84V73H83ZM85 74H86V73H85ZM85 74H84V76H85ZM105 74H106V72H105ZM105 74H104V75H105ZM132 74H133V73H132ZM134 74H135V73H134ZM168 74H169V72H168ZM74 75H73V76H74ZM79 75H80V74H79ZM108 75H109V74H108ZM127 75H128V73H127ZM127 75H126V76H127ZM161 75H162V74H161ZM164 75H165V74H163V78H164ZM174 75H175V74H173V76H172L173 78H174ZM70 76H71V75H69L68 77H70ZM97 76H98V77H97ZM126 76H125V78H124V81H126V80L128 81V79H129L128 77H127L128 79H126ZM132 76H133V75H132ZM177 76H178V77H177ZM177 76H175L176 82H177L178 79H179V80H180V79H185V78H181V77H183V76L179 75V73H178ZM179 76H181V77L179 78ZM63 77H65V74H64V76L62 75V78H63ZM66 77H67V75H66ZM66 77H65V78H66ZM71 77H72V76H71ZM71 77H70V78H71ZM114 77H116V75H114ZM136 77H137V76H136ZM136 77H135V78H136ZM176 77H177V78H176ZM62 78H61V79H62ZM76 78H77V77H76ZM81 78H82V75H81ZM97 78H98V79H97ZM104 78L106 79V76H103V80L106 81L107 79L105 80ZM107 78H109V77L107 76ZM111 78H112V77H111ZM130 78H131V76H130ZM161 78H162V77H161ZM163 78H162V79H163ZM66 79H68V78H66ZM73 79H74V77H73ZM79 79H80V78H79ZM82 79H83V78H82ZM85 79H86V78H85ZM88 79H89V78H87V81L89 82ZM90 79H91V78H90ZM92 79H93V78H92ZM112 79H113V78H112ZM116 79H117V78H116ZM125 79H126V80H125ZM156 79H158V78H156ZM156 79H154V81L156 82V84H158V86L161 85L158 89L160 90L161 87H162V89H163V87H164L163 84H165V83H164V82H165V81H164L165 79H164V80L159 79L158 82L156 81ZM186 79H188V78H186ZM186 79H185V80H186ZM74 80H75L74 82L77 81L76 79H74ZM83 80H84V79H83ZM136 80H137V79H136ZM171 80H172V78H171V79H168V81H170V82H171ZM61 81L64 82V80H61ZM92 81H93V80H92ZM98 81H99V80H98ZM98 81L96 82V85H97ZM101 81H99V82H100V87H98V85H97V86L95 85L96 87H98V88H97L98 91L95 90V89L92 90V91L94 92V94L97 93L96 95L93 94L94 96H92V97H95V96L97 97L98 94L101 95V96H103V95L105 94V95L107 96V94H108V90L106 89V87H104V85H105L104 81H103V82H101ZM131 81H132V80H131ZM142 81H143V80H142ZM147 81H148V80H147ZM147 81H146V79H145V82H147ZM162 81H164L163 84H162ZM189 81H190V80H189ZM72 82H73V81H72ZM85 82H86V80H85ZM113 82H114V81H113ZM116 82H117V80H115L114 83H116ZM173 82H175L174 79H173ZM173 82H171V83H173ZM179 82H180V81H179ZM179 82H177V83H179ZM182 82H184V80H183ZM187 82H188V81H186V83L184 82V84H186V87H187V84H191L192 81H191V82H188V83H187ZM55 83H56V82H55ZM61 83H62V82H61ZM69 83L71 84V81H70ZM82 83H83V81H82ZM103 83H104V84H103ZM107 83H108V82H107ZM129 83H130V82H129ZM139 83H140V82H139ZM141 83H142V82H141ZM143 83H144V82H143ZM152 83H153V82H152ZM159 83H160V84H159ZM166 83H168V82H166ZM180 83H181V82H180ZM73 84H74V83H73ZM94 84H95V83H94ZM98 84H99V83H98ZM102 84H103V85H102ZM124 84H125V83H124ZM130 84H131V83H130ZM149 84H150V83H149ZM71 85H72V84H71ZM87 85H90V83L87 84ZM91 85H92V84H91ZM125 85H126V84H125ZM125 85H123V86H125ZM142 85L144 86L145 84H142ZM147 85H148V83H147ZM154 85H155V84H154ZM167 85H168V84H166V86H167ZM169 85H171V84H169ZM182 85H183V84H182ZM219 85H221V84H219ZM219 85H218V86H219ZM69 86H70V85H69ZM77 86H78V83H77ZM101 86H102L103 88H102ZM129 86H130V85H128V87H129ZM137 86H138V85H137ZM140 86H141V85H140ZM140 86H139V87H140ZM148 86H149V85H148ZM166 86H165V87H166ZM173 86H175V83L173 84ZM176 86H177V87H176ZM176 86H175V90L178 91V90L180 89L181 86H179V84L176 85ZM178 86H179V87H178ZM92 87H93V85H92ZM134 87H135V86H134ZM141 87H142V86H141ZM144 87H145V86H144ZM151 87H153L152 84H151ZM154 87H155V88H154ZM154 87H153V89H156V91H157V90H158L157 87H156V86H154ZM165 87H164V89H165ZM170 87H172V86H170ZM184 87H185V86L183 85V89L187 90V89L184 88ZM70 88H71V87H70ZM79 88H80V87H79ZM101 88H102V89H101ZM111 88L114 89V87H111ZM149 88H150V87H148V89H149ZM167 88H168V87H167ZM167 88H166V89H167ZM176 88H179V89H176ZM72 89H73V88H71V91L74 92L75 90L73 91ZM99 89H100V90H99ZM103 89H104V90H103ZM105 89H106V90H105ZM135 89H136V88H135ZM138 89H139V88H138ZM141 89H143V88H141ZM150 89H152V88H150ZM164 89H163V90H164ZM181 89H182V87H181ZM68 90H69V89H68ZM125 90H126V89H125ZM136 90H137V89H136ZM159 90H158V91H159ZM167 90H168V89H167ZM167 90H166V91H167ZM169 90H170V88H169ZM71 91H70V92H71ZM100 91H101V92H100ZM106 91H107V92H106ZM113 91H114V90H113ZM132 91H133V90H132ZM156 91H155V92H156ZM160 91H161V90H160ZM170 91L172 92V88H171ZM179 91H180V90H179ZM181 91H182V90H181ZM181 91H180V92H181ZM183 91H184V90H183ZM187 91H188V90H187ZM52 92H53V91H52ZM54 92H55V91H54ZM75 92H77V90H76ZM136 92H137V91H136ZM145 92H146V91H144V94L147 96V94H146ZM148 92H150V91H148ZM151 92H152V91H151ZM155 92H153V93L155 94ZM168 92H169V91H168ZM175 92H176V91H175ZM100 93H102V94H100ZM106 93H107V94H106ZM109 93H111V92L109 91ZM115 93L118 94L119 92H118V91H117V92L115 91ZM120 93H122V92H120ZM133 93H134V92H133ZM177 93H178V92H177ZM72 94H73V93H71V95H70L71 97H72L74 94H75V96L77 97L76 93H74L73 95H72ZM112 94L115 95L114 93H112ZM139 94H143V92L141 93V90H140V93H139ZM158 94H159V96H160V93H159V92H158ZM161 94L163 95L162 91H161ZM175 94H176V93H175ZM185 94H186V93L184 92L183 98H184V96H186V97L189 98V100L191 99V100L189 101V102H191V104H192V103H198V101H197V102H196V101L193 102L194 99H196V97H197L196 95H194V96H196V97L192 100V98L194 97V96L192 97V94H191V96H189V94H186V95H185ZM78 95H79V94H78ZM80 95H82V94H80ZM108 95H109V94H108ZM127 95H128V94H127ZM129 95H132V93H131V94L129 93ZM129 95H128V97H130ZM137 95H138V94H137ZM149 95H150V94H149ZM169 95H170V94H169ZM176 95H177L178 97H180L178 94H176ZM204 95H205V94H204ZM204 95H203V96H204ZM68 96H69V95H68ZM68 96H66V97H68ZM75 96H74V97H75ZM85 96H86V95H85ZM101 96H98V97H100V99H101V98H102ZM110 96L112 97V95H110ZM115 96H116V95H115ZM124 96H126V95H124ZM134 96H135V95L133 94V97H134ZM159 96H158V97H159ZM172 96H173V95H172ZM198 96H199V95H198ZM54 97H55V96H54ZM71 97H68V99H71ZM74 97H73V98H74ZM80 97H81V96H80ZM96 97H95V100H96ZM107 97H108V96H107ZM126 97H127V96H126ZM131 97H132V96H131ZM133 97H132V99H133ZM147 97H148V96H147ZM155 97H156V95H155ZM163 97H165V95H163ZM166 97H167L169 100L171 99V97H170V98H169L168 96H166ZM166 97H165V99H167ZM178 97H177V98H178ZM191 97H192V98H191ZM199 97H201V96H199ZM31 98H32V97H31ZM86 98H87V97H86ZM88 98H89V97H88ZM116 98H118V97H116ZM172 98H173V97H172ZM180 98L182 99V97H180ZM180 98H178V99H180ZM206 98H208V97L206 96ZM57 99H58V98H57ZM59 99H62V98H59ZM63 99H64V98H63ZM97 99H98V98H97ZM113 99H114V98H113ZM118 99H119V98H118ZM122 99H123V98H122ZM127 99H128V98H127ZM132 99H131V101H133ZM137 99H139V98H137ZM148 99H151V98H148ZM148 99H147V100H148ZM154 99H155V98H154ZM161 99H164V98H161ZM161 99H160V100H161ZM168 99H167V100H168ZM175 99H176V98H175ZM175 99H174V100H175ZM178 99H176V101H178V102L174 101V102H176L175 104H177V105H175L174 102H173L172 106H179L178 103H179L180 100H178ZM184 99H185V98H184ZM197 99H198V97H197ZM201 99H203V98H201ZM51 100H53L52 97H51ZM74 100H75V98L73 99V103H76V102H74ZM88 100H89V99H88ZM93 100H94V99H93ZM111 100H112V99H111ZM120 100H121V99H120ZM124 100H125V99H124ZM134 100H135V99H134ZM151 100H152V99H151ZM157 100H158V99H157ZM172 100H173V99H172ZM59 101H61V100H59ZM68 101H69V100H68ZM68 101H67V100L65 101L66 103H68V104H67V105H68V108H69V105L71 106V104H72V106H71L72 108L70 107V109H66V110H72V112H73V110L76 109L77 104H73V103L71 102L72 100H70L69 102H68ZM81 101H82V100H81ZM91 101H92V100H91ZM96 101H97V100H96ZM96 101H95V103H96ZM98 101H99V100H98ZM101 101H103V100H101ZM101 101H99V103L97 102L98 105H101L102 103H104V102H101ZM114 101H116V100L114 99ZM125 101H126V100H125ZM129 101H130V100H129ZM141 101H142V100H141ZM149 101H150V100H149ZM154 101H155V100H154ZM162 101H164V100H161V102H162ZM165 101H166V100H165ZM170 101H171V100H170ZM170 101H169V102H170ZM182 101H184V100H182ZM185 101H187V98H186ZM203 101H206V99H205V100L203 99ZM51 102H52V101H51ZM85 102H86V101H85ZM89 102H90V100H89ZM100 102H101V103H100ZM108 102H109V101H108ZM116 102H118V101H116ZM119 102H120V101H119ZM123 102H124V101H123ZM123 102H122V100H121V103H122V104H126V109L129 108V110H127V112L131 110V111H130V114H131V115L129 116V115L127 114L128 116H127L126 118H123V117H122L123 120H120V121H124V122H122L123 125L121 124V125H122V127H121V126H120V123H121V122H119V119H120V118L118 119V117H121V116H122V113L125 114L126 112H120V111H119V112H118V115H120L119 113H121V116H118V115L115 116V117H117V118H115L114 116H111V115H114L113 112H115V113L117 112L116 110H114L113 112H111L112 114H108V116H110L111 120L113 119L112 117H114L115 119H118V120H117L118 123H119L118 126H120V128H121L119 131L117 130V129H118L117 127L115 128V129L118 131V132H116V130H115V132L118 134V137H117V134H114V133H113V132H114V131H113V130H114V128H113V124L110 125V124H111V123H110L111 121L107 120L106 122L109 121V122H108V123H110L109 125L112 126V127L109 126V129H107V131L110 132L111 129H112V133H113V134H112V133L110 132V133H111V136H110V133L108 134L106 131H104V132L107 133V134L105 133V135H107V136L109 135L108 137H113V136L115 135V136H116L115 138L117 139V138H119L120 135H121V138H122V133H121V132H123L122 129H124V133L127 132L126 134H123V136L127 135V138H128V137L131 138V136H133V134H137V132H139L138 135H136L137 137L140 138V137H141L142 135H144V134H145L144 136L147 137V136H148L147 134L150 133V132H147V130H146V133H147V134H146V133L144 132V131H145V128H144V127H143L144 130L142 131V129H143L142 126H143L144 124H147L146 126L149 125V128H150V127H152V124H153V123L157 122V124H158V121L162 122L161 120H163V119L165 120L164 117H166V116H164V115L162 114V115L164 116V117L162 118V116L158 113V115L161 116V117H160L161 120H158V121H155V122L153 121V122H152L151 119L155 118V117L152 116V118L149 117L150 120H151V124H149V123H150V120H149V118L147 117L148 120H149V122H148L147 119H146V116H145V117H144V118H145V121L143 122L144 118L142 117V119H141V116H139V115H140L141 113H143V116H144V113H146V112H144L145 110L143 109V110H144V111H143V110L141 109V107L138 108L139 106H141L140 103H139L138 107H137V105H135V104H136V103H135V104H134L135 107L132 109V107H131L132 104L129 105V104L127 103V101H126V103H125V102L123 103ZM139 102H140V100H139ZM142 102H143V101H142ZM159 102H160V101H159ZM210 102H211V101H210ZM69 103H71V104H69ZM79 103H80V101H79ZM92 103H93V102H92ZM97 103H96V104H97ZM130 103H131V102H130ZM133 103H134V101H133ZM137 103H138V102H137ZM181 103H182V102H180V105H181L180 107L183 108V109H185V108L182 106ZM212 103H213V102H212ZM83 104H84V103H83ZM127 104H128L131 108H130V107H127V106H128ZM143 104L145 105V102H144ZM143 104H142V107L144 108ZM152 104H153V103H152ZM152 104L150 103L149 107H154V105L152 106ZM156 104H157V103H155V107L158 106L157 108H159V105L162 106V107H163V105H165L166 107H167V106H168V107L171 106V105H170L171 103H170V104L168 103L167 105H166L165 103H164V104L159 103V105H156ZM183 104H184V103H183ZM185 104H188V101H187ZM198 104H199V103H198ZM73 105H74V106L76 105V106H75V109H74V106H73ZM78 105H80V104H78ZM84 105H85V104H84ZM84 105H83V106H84ZM86 105H87V104H86ZM86 105H85L84 107H86ZM88 105H89V104H88ZM88 105H87V106H88ZM119 105H120V104L117 103L116 106L118 107ZM146 105H147V103H146ZM189 105H190V103H189L188 105H186V106L190 107L191 105H190V106H189ZM243 105H244V103H243ZM246 105H247V104H246ZM248 105H249V104H248ZM62 106L66 107L65 104H64V105H59V104H58V105H57V109H58V107H62ZM94 106H95V105H94ZM94 106H93V107H94ZM102 106H103V104H102ZM121 106H122V105H120V106H119L120 108L118 107V109H121V108H122ZM165 106H164V107H165ZM186 106H185V107H186ZM201 106H202V104H201ZM201 106H199V107H201ZM79 107H80V106H79ZM84 107H83V108H84ZM93 107H92V108H93ZM123 107H125V106H123ZM147 107H148V105H147ZM147 107H145V108H147ZM149 107H148V108H149ZM180 107H179V108H180ZM188 107H187V108H188ZM191 107L193 108V106H191ZM191 107H190V108H191ZM202 107L204 108V107H205V104H204V106H202ZM209 107H212V108H213V105H212V106H209ZM247 107H248V106H247ZM62 108H63V107H62ZM66 108H67V107H66ZM83 108H82V110H85V113H87V112H86V108H87V107H86L85 109H83ZM89 108H90V105L88 106V109H89ZM92 108L89 109V111H91V113H90V114H91V115H90L91 118H90V116H89V119H90V120L92 121V123L94 124V121L92 120V117H94V116H93L94 114H92V113H93ZM95 108H96V107H95ZM98 108H100V107H98ZM105 108H106V107H105ZM115 108H116V107H115ZM135 108H137L138 110L135 109ZM160 108H161V107H160ZM174 108L178 109V107H174ZM174 108H172V109H174ZM181 108H180V109H181ZM192 108H191V110H193ZM206 108H207V106H206ZM212 108H210V109H212ZM60 109H61V108H60ZM88 109H87V110H88ZM93 109H94V108H93ZM113 109H114V108H113ZM124 109H125V108H124ZM126 109H125V110H126ZM140 109H141V110H140ZM150 109H151V108H149V110H150ZM155 109H156V108H155ZM164 109H165V108H164ZM164 109H162V110H164ZM168 109H169V110H167V109H166V110L170 112V109H171V108H168ZM180 109H178V110H179V111H182V110H180ZM194 109L196 110L195 105H194ZM214 109H215V108H214ZM225 109H226V107H225ZM242 109H243V108H242ZM244 109H245V108H244ZM121 110H122V111H125V110H123V109H121ZM152 110H154V109H152ZM159 110H160V109H159ZM159 110H158V111H159ZM166 110H164V111H166ZM185 110H186V109H185ZM191 110H190V111H191ZM197 110H198V107H197ZM197 110H196V111H197ZM202 110H205V108L202 109ZM215 110H216V109H215ZM236 110H238V109H236ZM246 110H247V111H244V110H243V111L241 110V111L244 112V113L249 111L247 108H246ZM58 111L60 112V110H58ZM58 111H57V112H58ZM76 111H77V112H78V111L80 112V109H79V110L76 109ZM76 111H75V112H76ZM89 111H88V113H89ZM94 111H95V110H94ZM97 111H98V109H97ZM97 111H96V112H97ZM100 111H102V110H100ZM108 111L110 112V110H107V112H108ZM138 111H140V114L138 113ZM142 111H143V112H142ZM147 111H148V110H147ZM150 111H151V110H150ZM160 111H161V110H160ZM164 111H163V112H164ZM167 111H166V115H167ZM172 111H174V110H171V112H172ZM188 111H189V109H187L186 112L188 113ZM208 111H209V110H208ZM229 111H231V110H229ZM33 112H34V111H33ZM42 112H43V111H42ZM42 112H41V113H42ZM57 112H56V113H57ZM67 112H69V111H67ZM70 112H71V111H70ZM70 112H69V113H70ZM75 112H73V113L75 114ZM83 112H84V111H83ZM103 112H104V110H103ZM163 112H161V113H163ZM171 112H170V113H171ZM186 112H185V113L183 112V114H184L186 117H187L188 115H193L192 112H190V113H188V114L186 115ZM220 112H221V110H220ZM227 112H228V111H227ZM231 112H232V113H231ZM231 112H228V113H231V117H234V116H232L233 111H231ZM238 112H239V111H238ZM250 112H251V111H249L248 113L252 116V114H251ZM73 113H72V114H73ZM85 113H84V115H85V117H86V115H87L88 113H87V114H85ZM100 113H101V112H100ZM148 113H150V112H148ZM174 113H178V111L175 110ZM179 113H180V115H182L181 112H179ZM196 113H198V114L202 113V114H203L204 112L201 111V108H200V112L197 111ZM207 113H208V112H207ZM207 113H206V114H207ZM212 113H213V112H212ZM223 113H224V110H223ZM248 113H245V114H248ZM57 114H59V113H57ZM74 114H73V116H74ZM76 114H77V113H76ZM96 114H97V116H98L99 113L97 112ZM105 114H106V113H105ZM116 114H117V113H116ZM135 114H138V116H139V118H140L139 120L136 118L137 115H136V117H135ZM150 114H151V113H150ZM152 114H153V112H152ZM155 114H156V113H155ZM202 114H200V116H201ZM225 114H227V113H225ZM245 114H243L244 117H245V118H243V119H246V118L248 117V116L245 115ZM42 115H43V114H42ZM42 115H41V116H42ZM68 115H69V114H68ZM88 115H89V114H88ZM88 115H87V116H88ZM101 115H102V114H101ZM125 115H126V114H125ZM141 115H142V114H141ZM146 115H147V114H146ZM170 115H171V114H170ZM172 115H174V114L172 113ZM176 115H178V114H176ZM184 115H182V116L184 117ZM196 115H197V114H196ZM196 115H195V116H196ZM207 115H208V119H209V117L211 116V117H213V118H212L213 120H216L215 117H216L217 115H216L215 113L212 114V115H215V117L212 116V115H210V114H207ZM207 115L205 116V118H204V115H203V118H204L205 121H206ZM219 115H220V114H219ZM228 115H229V114H228ZM73 116H72V115H69L68 117H70V118L72 117V119H74ZM76 116H78V115H76ZM76 116H75V118H76ZM79 116H80V115H79ZM79 116H78V117H79ZM99 116H100V115H99ZM102 116H104V113H103ZM123 116H124V115H123ZM133 116L135 117V119H137V121H140V120L142 121L141 123L139 122V123H140L139 126H141V124L144 123L141 127L138 126V130H136L135 128H134L135 130H134V129L132 130V127L129 128L130 125H129L128 123H131V121H130V122L127 121V118H129V120H132L133 123L137 122V121H135V119L132 118ZM150 116H151V115H150ZM168 116H169V115H168ZM197 116H198V115H197ZM236 116H238V115H236ZM78 117H77V119H78ZM80 117H81V116H80ZM80 117H79V118H80ZM105 117H106V119L108 118V117H107V114L105 115ZM124 117H125V116H124ZM130 117H131L132 119H131ZM186 117H185V118H186ZM189 117H190V116H189ZM201 117H202V116H201ZM44 118H45V117H44ZM70 118H69V119H70ZM86 118H88V117H86ZM101 118H102V117H101ZM101 118H100V119H101ZM157 118H159V117H157ZM160 118H159V119H160ZM167 118H168V117H167ZM203 118H202V119H203ZM77 119H74V120H77ZM93 119H94V118H93ZM95 119H97V117H96ZM106 119H105V120H106ZM108 119H109V118H108ZM115 119H114L113 121H115ZM125 119H126V120H125ZM168 119H169V118H168ZM173 119H175V118H173ZM181 119H183V118H181ZM188 119H189V118H188ZM188 119H187V120H188ZM192 119H193V117H192ZM198 119H199V118H198ZM202 119H201V122H202ZM208 119H207V120H208ZM230 119H231V118H230ZM233 119H236V117L232 118V120H233ZM70 120H71V119H70ZM87 120H88V119H87ZM155 120H157V119L155 118ZM169 120H170V119H169ZM175 120H176V119H175ZM184 120H185V119H184ZM190 120H191V119H190ZM204 120H203V122H204ZM210 120H211V119H210ZM210 120H209V121H210ZM232 120L230 121V124H226L228 127L225 125V123H222L224 126L227 127V131H226V129H225L226 127H222V128L225 129V130H223V129L221 130V127H220L219 130H221V133H222V132H225V133L227 132V133H226L227 136H226V134L224 133V135L226 136V139H227V140L231 139V140H229V141L226 140L227 142H224L225 144H226V143H229L230 141H233V142H231V143H229V144H227V145H230V146H231V144H232V147H233L234 144L237 143L238 150H237V148H235L236 150H233V151H234V152L237 151V152H242V153H243L245 150H247V148H249V146H246V144H245L247 141L244 140L245 142H244V141L242 142L240 139H242V138H243V139H246L245 137H246L249 133H253L254 136H253V138H251V140H253L254 137H255V132H253V131H251V132H249V133L246 132V133H245L246 136H245V134H244L245 137H243V135L241 134L242 132H244V131H243L244 129H242L243 126H244L245 128H248V127H250V125L246 127L245 124L242 122L244 125L242 126V125H240L241 123H240V124L238 123V125L240 126V127H239V126L237 125V123L235 122L236 127H233V126H234V120H233V121H232ZM71 121H72V120H71ZM78 121H79V120H78ZM91 121H90L89 124H92ZM125 121H126V122H125ZM134 121H135V122H134ZM185 121H186V120H185ZM194 121H195V120H194ZM199 121H200V120H199ZM235 121L240 122V118H239L238 120H235ZM72 122H73V121H72ZM87 122H88V121H87ZM87 122H86V123H87ZM95 122H96V121H95ZM98 122H99V121H98ZM127 122H128V123H127ZM146 122H147V123H146ZM186 122H187V121H186ZM195 122H196V121H195ZM203 122H202V123H203ZM232 122H233V125H232ZM74 123H75V122H74ZM77 123H78V122H77ZM99 123H101V122H99ZM108 123H106V124L108 125ZM113 123H114V122H113ZM168 123H169V122H168ZM206 123H208V122L206 121ZM210 123H211V122H210ZM210 123H208V125L204 123L205 125H201V126H202V127H205L206 130H207V128H208V129L211 128L212 130H213V128H214V131H216L215 128H216L217 126H215V125H216L217 123L215 122L216 124H214L213 121H212L213 125H212V123H211V124H210ZM228 123H229V122H228ZM95 124H96V123H95ZM97 124H98V123H97ZM106 124L104 125V127L106 126ZM126 124H128V125L126 126ZM159 124H160V123H159ZM165 124H166V122H165ZM171 124H173V123H171ZM174 124H175V123H174ZM247 124H249V123H247ZM247 124H246V125H247ZM86 125L88 126V124H86ZM99 125H100V124H99ZM101 125H102V124H101ZM132 125H133V124L131 123V126H132ZM134 125L137 126L136 123H135ZM167 125H168V124H167ZM211 125H212V127H210ZM217 125H218V124H217ZM223 125H221V126H223ZM251 125H253V124H251ZM53 126H54V125H53ZM124 126H126L127 128H129V130L126 129ZM135 126H134V127H135ZM157 126H159V125H157ZM188 126H190V125H188ZM194 126H195V125H194ZM194 126H193V127H194ZM213 126H214V127H213ZM218 126H219V125H218ZM229 126H230V128H229ZM237 126H238V128H237ZM85 127H86V126H85ZM102 127H103V126H102ZM102 127H100V130L102 129ZM170 127H171V126H170ZM176 127H177V126H176ZM193 127H192V128H193ZM209 127H210V128H209ZM241 127H242V128H241ZM52 128H54V127H52ZM52 128H50V129L52 130ZM70 128H71V126H70ZM91 128H92V127H91ZM110 128H111V129H110ZM140 128H142V129H140ZM149 128H148V129H149ZM154 128H155V130H156L157 127L155 126ZM159 128H160V127H159ZM163 128H164V127H163ZM167 128H169V126H168ZM167 128H166V129H167ZM195 128H196V127H194L193 130H191V131H194ZM197 128H198V129H197ZM197 128H196L195 130H196V132H197V130H198V132L195 133V136H196V134H197L198 136H201V135H199V134L202 133V132H204L205 130H204V131H202V130L205 129V128H202V130H201L202 132L200 131L201 128H199V127H197ZM228 128H229V129H228ZM239 128H241L242 130L240 129V131H239ZM75 129H76V128L73 127L72 131H74ZM93 129H94V128H93ZM139 129H140V130H139ZM160 129H161V128H160ZM251 129L254 130L255 128H253V126H251ZM51 130H50V131H51ZM67 130H68V129H67ZM76 130H77V129H76ZM79 130H80V129H79ZM125 130H128V131H125ZM151 130H152V128H151ZM158 130H159V129H157V131H158ZM162 130H163V129H162ZM164 130H165V129H164ZM164 130H163V132H164V134H165V131H164ZM248 130H249V128H248ZM70 131H71V130H70ZM87 131H89V130H87ZM130 131H132L133 134H132ZM135 131H136V132H135ZM140 131H141V132H144V133L142 134V133H140ZM157 131H156V132H157ZM167 131H168V130H167ZM199 131H200V132H199ZM246 131H247V130H246ZM66 132H67V131H66ZM68 132H69V131H68ZM68 132H67V133H68ZM83 132H85V131H83ZM96 132H97V131H96ZM102 132H103V131H102ZM119 132H120L121 134H120ZM128 132H130L129 134H132V135H129ZM134 132H135V133H134ZM159 132H160V131H159ZM239 132H240V133H239ZM60 133H62V132H60ZM63 133H64V130H63ZM89 133H90V131H89ZM89 133H88V134H89ZM92 133H93V135L95 134V132H93V131H92ZM157 133H158V132H157ZM168 133H170V132H168ZM168 133H167V135H168ZM190 133H191V132H190ZM212 133H213V132H212ZM71 134H73V132H72ZM101 134L103 135V133H101ZM139 134H140V135H139ZM160 134H161V133H160ZM205 134H207L206 131H205ZM240 134H241L242 136H239ZM84 135H85V134H84ZM89 135H92V134L90 133ZM93 135H92L91 137H93ZM99 135H100V134H99ZM105 135H104V136H105ZM112 135H113V136H112ZM128 135H129V136H128ZM152 135H153V134H152ZM152 135H151V136H152ZM157 135H158V134H157ZM161 135H162V134H161ZM190 135H192V134H190ZM220 135H221V134H220ZM237 135H238L239 137H237ZM70 136H72V135H70ZM70 136L68 135V138H69ZM73 136H74V135H73ZM96 136H97V135H96ZM107 136H106V137H107ZM149 136H150V135H149ZM153 136L155 137V135H153ZM165 136H166V135H165ZM168 136H169V135H168ZM193 136H194V134H193ZM198 136H196L195 138H197ZM202 136H203V135H202ZM256 136H257V132H256ZM84 137H85V136H84ZM106 137H105V139H106ZM241 137H242V138H241ZM87 138H88V137H87ZM89 138H90V137H89ZM94 138L97 139V137H94ZM99 138H100V137H99ZM99 138H98V139H99ZM102 138H104V137H102ZM130 138H128V139L130 140ZM133 138H134V136H133ZM192 138H193V137H192ZM249 138H250V137H249ZM249 138H248V141L250 140ZM72 139H73V137H72ZM90 139H91V138H90ZM92 139H93V138H92ZM98 139H97V141H98ZM105 139H103V141H102L103 143L105 142ZM110 139H111V138H110ZM119 139H120V138H119ZM119 139L117 140L118 143H120ZM122 139L124 140V142H122L123 140H121V143H120L119 148L122 147V145H123L124 147H122V148L124 149L125 147H127V146H129V145H127L128 142H125V141H126V137H125V138H122ZM128 139H127V141H128ZM136 139H137V138H136ZM140 139H143V138L141 137ZM154 139H155V138H154ZM167 139H168V138H167ZM167 139H166V140H167ZM200 139L203 140L202 137L198 138V140H200ZM221 139H222V138L220 137V140H221ZM233 139H235V141H234ZM243 139H242V140H243ZM77 140H78V139H77ZM100 140H102V139L100 138ZM108 140H109V139H108ZM108 140H106V141L108 142ZM131 140H132V139H131ZM131 140H130L129 142L135 144V142H134L135 139L133 140V142H132ZM168 140H169V139H168ZM168 140H167V141H168ZM236 140H238L239 142H242L243 145L245 144V146H246L247 148H246L245 146H244L245 148H244V147L240 148L242 145H241V143L237 142ZM73 141H74V140H73ZM75 141H76V140H75ZM95 141H96V140H95ZM110 141L112 142V141H116V140H115L114 137H113V140L111 139ZM110 141H109V142H110ZM139 141H140V140H139ZM163 141L165 142V140H163ZM167 141H166V142H167ZM196 141H197V140H195V142H196ZM253 141H254V140H253ZM93 142H94V141H93ZM102 142H101V143H102ZM107 142H106V143H107ZM111 142H110V143H111ZM141 142H143V141H141ZM197 142H198V141H197ZM202 142H204V140H203ZM250 142H251V141H249V143H250ZM75 143H76V142H75ZM78 143H79V141H78ZM80 143H81V142H80ZM98 143H99V141H98ZM101 143H99V145L97 144L98 147H97V145H96V147L98 148V150H97L96 147H95L96 151H98V152H99V150H100L99 148L101 147V145H102V148H103V144H101ZM106 143H105L104 145H106ZM110 143H107V144H110ZM118 143H116V144H118ZM125 143H126V144H125ZM192 143H193V142H192ZM85 144H86V143H85ZM113 144H115V143L113 142ZM141 144H142V143H141ZM167 144H168V143H167ZM195 144H196V143H195ZM225 144H224V145H225ZM77 145H78V144H77ZM83 145H84V144H83ZM118 145H119V144H118ZM125 145H126V146H125ZM131 145H132V144H131ZM156 145H157V143H156ZM240 145H241V146H240ZM92 146H93V144H92ZM113 146H114V145H113ZM113 146H112L113 151H112V148H111V149L109 148V150H110V152H109V150H108L109 153L107 152V149H108L109 146H107V149H105V148H104V149H101V150H105V151H101V150H100L103 154H101V152H99V153H98V154H100L99 157H102L101 155H104V154H105L104 156H106V155L108 156V154H110L111 152H113V153L118 152V151L115 152V149H116V148H117L116 150H118V146H116V145H115V147H113ZM132 146H133V145H132ZM132 146H130V149H132V148H131ZM140 146H141V145H140ZM158 146H159V145H158ZM230 146H228V147H230ZM235 146H236V144H235ZM239 146H240V147H239ZM251 146H252V145H251ZM141 147H142V146H141ZM228 147H227V148H228ZM81 148H82V146H81ZM135 148H136V145H135ZM156 148H157V147H156ZM120 149H121V148H120ZM120 149H119V152L116 153L117 156H118V155L121 156V153H122L123 151H124V153H125V151H126V150H121V151H120ZM139 149H140V148H139ZM240 149H244V150H241V151H240ZM137 150H138V149H137ZM140 150L142 151V149H140ZM154 150H155V149H154ZM133 151H135V150H133ZM133 151H131V153H132ZM249 151H250V150H249ZM106 152H107V154H106ZM230 152H232V151H230ZM230 152H228V153H230ZM234 152H233V153H234ZM247 152H248V150H247ZM94 153H95V152H94ZM113 153H111L110 155L112 156ZM119 153H120V154H119ZM134 153H135V152H133V154H134ZM137 153H139V152H137ZM141 153H142V152H141ZM143 153H144V152H143ZM146 153H147V152H146ZM149 153H150V152H148V154H149ZM233 153H232V154H233ZM125 154L127 155V153H125ZM114 155H115V154H114ZM114 155H113V156H114ZM134 155H135V154H134ZM235 155H236V154H235ZM240 155H241V154H240ZM97 156H98V155H97ZM104 156H103V159L106 161L109 157L107 158V156H106V157H104ZM113 156L111 157V159H110V158L108 159V162L111 163L110 160L115 159V157H116L117 161H119V163L122 161V160H121V161L118 160V159H120V158H117V156H114V157H113ZM137 156H138V154H137ZM118 157H119V156H118ZM125 157H126V156H125ZM94 158H95V157H94ZM105 158H107V159H105ZM122 158H123V155H122L121 159H122ZM141 158H142V157H141ZM103 159H102V160H103ZM137 159H138V158H137ZM140 160H141V159H140ZM98 161H99V160H98ZM98 161H97V163H98ZM132 161H133V160H132ZM99 162H100V161H99ZM102 162H103V161H102ZM106 162H107V161H106ZM125 162H126V160H125ZM129 162H131V160H130ZM134 162H135V160L133 161V163H134ZM136 162L139 163L138 160H136ZM212 162H213V161H212ZM214 162H215V161H214ZM94 163H96V162H94ZM104 163H105V162H104ZM112 163H113V162H112ZM121 163H122V164H121ZM121 163H120L121 165L126 164V165H123V166L125 167V171H126V167L129 165L128 161H127L126 163H123V161H122ZM133 163H132V164H133ZM138 163H137V164H138ZM54 164H55V163H54ZM57 164H58V163H57ZM92 164H93V163H92ZM100 164H101V163H100ZM100 164H99V165H100ZM114 164H115V163H114ZM120 164H119V165H120ZM110 167H111V165H110ZM117 167H118V166H117ZM122 168H123V167H122ZM123 169H124V168H123ZM116 171H117V170H116ZM125 173H126V172H125ZM119 174H120V173H119ZM121 174H122V173H121ZM211 196H212V195H211ZM211 196H210V197H211ZM214 196L216 197V195H214ZM215 197H214V198H215ZM218 198H219V196H218Z\"/></svg>",
    "mask_w": 264,
    "mask_h": 264
}]
</instances>
